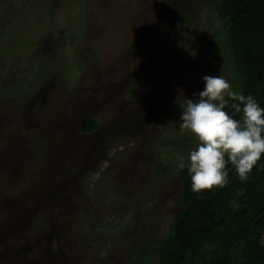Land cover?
<instances>
[{
    "label": "rangeland",
    "instance_id": "1",
    "mask_svg": "<svg viewBox=\"0 0 264 264\" xmlns=\"http://www.w3.org/2000/svg\"><path fill=\"white\" fill-rule=\"evenodd\" d=\"M216 24L204 0H0V264H139L168 232L190 149L162 139L196 145L179 111L229 80Z\"/></svg>",
    "mask_w": 264,
    "mask_h": 264
},
{
    "label": "trees",
    "instance_id": "2",
    "mask_svg": "<svg viewBox=\"0 0 264 264\" xmlns=\"http://www.w3.org/2000/svg\"><path fill=\"white\" fill-rule=\"evenodd\" d=\"M204 3L208 13L217 19L216 28L208 30L204 37L208 45L220 49L233 90L253 95L264 107V0ZM234 115L239 118L240 114ZM97 125L94 118H89L82 130L89 132ZM162 143L180 149L184 147L182 143L188 149L195 147L187 135L163 138ZM172 173L179 177L181 189L171 201L180 208L163 237H141L129 247L131 256H139V264H146L152 255L157 257L155 264H264V155L246 180L241 181L229 165L224 187L200 192L191 189L186 168L176 167ZM109 183L96 177L90 189L99 195H110L108 201H113L116 192L107 187Z\"/></svg>",
    "mask_w": 264,
    "mask_h": 264
},
{
    "label": "clouds",
    "instance_id": "3",
    "mask_svg": "<svg viewBox=\"0 0 264 264\" xmlns=\"http://www.w3.org/2000/svg\"><path fill=\"white\" fill-rule=\"evenodd\" d=\"M202 79L197 99H188L179 117L180 127L197 143L186 157L176 158L177 166L187 169L194 192L224 187L229 165L246 180L264 155V107L253 95L233 90L223 76Z\"/></svg>",
    "mask_w": 264,
    "mask_h": 264
}]
</instances>
